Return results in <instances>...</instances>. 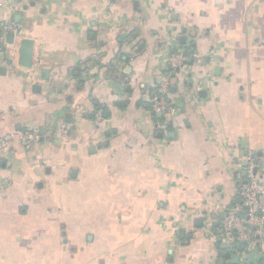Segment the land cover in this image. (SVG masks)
<instances>
[{
	"label": "crops",
	"instance_id": "crops-1",
	"mask_svg": "<svg viewBox=\"0 0 264 264\" xmlns=\"http://www.w3.org/2000/svg\"><path fill=\"white\" fill-rule=\"evenodd\" d=\"M0 17L18 28L0 137L39 130L0 153V264H264V237L222 227L264 182V0H0Z\"/></svg>",
	"mask_w": 264,
	"mask_h": 264
},
{
	"label": "built area",
	"instance_id": "built-area-1",
	"mask_svg": "<svg viewBox=\"0 0 264 264\" xmlns=\"http://www.w3.org/2000/svg\"><path fill=\"white\" fill-rule=\"evenodd\" d=\"M17 32V26L3 20L0 17V40L7 32ZM185 57L180 53H174L170 57V66L173 72L182 68ZM170 76L164 77L159 88L150 98L152 110L162 114L175 111L176 106L170 94ZM19 136L24 143L31 144L39 139V130L29 128L16 134L0 137V153L9 147L10 140ZM240 200L236 202L227 212L223 220V229L235 234L251 246L262 244L264 235V182L258 175L251 172L248 180L239 189Z\"/></svg>",
	"mask_w": 264,
	"mask_h": 264
},
{
	"label": "water",
	"instance_id": "water-1",
	"mask_svg": "<svg viewBox=\"0 0 264 264\" xmlns=\"http://www.w3.org/2000/svg\"><path fill=\"white\" fill-rule=\"evenodd\" d=\"M8 38L10 42H13L15 40V33L10 31L8 32ZM4 52L0 54V59L3 60L5 58ZM33 55H34V41L31 39L24 38L20 42L19 47V64L25 67H31L33 64ZM8 64L12 65L13 60H8ZM5 68H0V72H3ZM257 171V170H256ZM237 259L239 256H236Z\"/></svg>",
	"mask_w": 264,
	"mask_h": 264
},
{
	"label": "trees",
	"instance_id": "trees-1",
	"mask_svg": "<svg viewBox=\"0 0 264 264\" xmlns=\"http://www.w3.org/2000/svg\"><path fill=\"white\" fill-rule=\"evenodd\" d=\"M150 105H149V107L152 109V107H151V103H149Z\"/></svg>",
	"mask_w": 264,
	"mask_h": 264
}]
</instances>
